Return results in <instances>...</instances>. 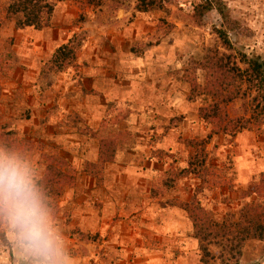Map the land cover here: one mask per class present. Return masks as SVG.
<instances>
[{
  "label": "rangeland",
  "instance_id": "1",
  "mask_svg": "<svg viewBox=\"0 0 264 264\" xmlns=\"http://www.w3.org/2000/svg\"><path fill=\"white\" fill-rule=\"evenodd\" d=\"M50 1L48 25L19 29L6 18L9 0H0V150L27 162L36 180L49 164L71 175L49 210L53 222L70 231L76 205L101 208V200L80 194L84 176L98 186L113 176L109 163L144 168L151 179L136 181L144 195L131 194L139 205L134 211L153 203L174 216L185 212L193 236L179 203L196 193L233 232L216 238L204 260L193 236L198 255L192 264H264V240L244 241L239 255L227 251L240 235L241 209L252 203L264 212V124L235 136L213 134L202 144L210 126L198 115L211 100L202 88L208 54L243 52L264 60V0H222L228 21L213 7L199 22L192 14L200 0H162L147 11L137 8L139 0ZM216 28L227 30L232 49L221 46ZM65 44L66 52L56 56ZM191 79L200 85L195 93ZM225 111L241 116L242 99ZM101 142L115 152L103 164ZM64 191H71L72 206L62 200ZM3 224L9 223L0 219L6 235ZM11 252L10 241L0 245V264L14 260Z\"/></svg>",
  "mask_w": 264,
  "mask_h": 264
},
{
  "label": "trees",
  "instance_id": "2",
  "mask_svg": "<svg viewBox=\"0 0 264 264\" xmlns=\"http://www.w3.org/2000/svg\"><path fill=\"white\" fill-rule=\"evenodd\" d=\"M162 0H139L137 8L141 11L155 9L161 6ZM215 7L224 21H228V13L222 0H200L193 7V18L199 22L203 15ZM54 12V3L50 0H9L5 7L6 18L12 20L16 28H42L50 22ZM225 24H229L228 22ZM221 46L226 50L232 49V42L225 28L215 29ZM67 50L62 45L56 51L60 56ZM69 52V51H68ZM239 57L232 53L208 54L201 66L208 72L207 81L202 87L205 95L211 100L198 108L201 120L210 126L205 144L213 134H229L235 136L243 129H250L264 124V60L258 57L247 56L240 52ZM243 65V66H242ZM191 91L196 92L200 87L193 79L190 80ZM235 99H242L243 114L237 117H228L226 106ZM194 140H190L189 143ZM111 150V151H108ZM114 150L110 144L101 142L99 163L109 162L114 158ZM21 156H23L21 154ZM44 178L36 180L50 211H54L59 195V185L66 182L71 184V175L46 165ZM71 182H70V181ZM65 181V182H61ZM193 227V236L197 239L202 251V260L209 255V245L215 243L216 238L224 239L232 235L223 222L213 218L210 210L204 208L194 193L189 200L180 202ZM241 226L239 236L234 235L229 243L228 253L239 255L244 241L250 239L264 240V212H260L252 203L245 205L239 214ZM5 232L0 228V245H8Z\"/></svg>",
  "mask_w": 264,
  "mask_h": 264
},
{
  "label": "crops",
  "instance_id": "3",
  "mask_svg": "<svg viewBox=\"0 0 264 264\" xmlns=\"http://www.w3.org/2000/svg\"><path fill=\"white\" fill-rule=\"evenodd\" d=\"M127 167L109 163L106 169L113 176H107L103 185L96 186L93 179L84 176L79 185L80 194L99 199L102 205L100 209H91L84 203L76 205L68 222V227L75 231H65L52 220L62 239L68 264H192L191 257L198 255V244L190 234L192 228L188 226L185 212L174 216L165 210H154L153 203L147 209L134 211L133 207L139 205H134L130 196L140 190L144 195L136 181H147L149 171L128 167V173ZM62 196L66 207L67 203L72 206L71 191H64ZM3 227L15 258L1 264H35L34 257L21 242L16 243L10 224ZM87 235H96V238L88 240Z\"/></svg>",
  "mask_w": 264,
  "mask_h": 264
},
{
  "label": "clouds",
  "instance_id": "4",
  "mask_svg": "<svg viewBox=\"0 0 264 264\" xmlns=\"http://www.w3.org/2000/svg\"><path fill=\"white\" fill-rule=\"evenodd\" d=\"M0 219L14 230L35 264H68L31 166L0 150Z\"/></svg>",
  "mask_w": 264,
  "mask_h": 264
}]
</instances>
